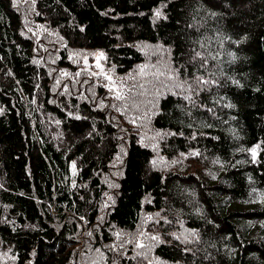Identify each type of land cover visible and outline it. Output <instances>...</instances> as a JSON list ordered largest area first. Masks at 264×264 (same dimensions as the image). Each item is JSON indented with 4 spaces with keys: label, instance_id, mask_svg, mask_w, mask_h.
Listing matches in <instances>:
<instances>
[{
    "label": "trees",
    "instance_id": "obj_1",
    "mask_svg": "<svg viewBox=\"0 0 264 264\" xmlns=\"http://www.w3.org/2000/svg\"><path fill=\"white\" fill-rule=\"evenodd\" d=\"M0 264H264V0H0Z\"/></svg>",
    "mask_w": 264,
    "mask_h": 264
},
{
    "label": "snow or ice",
    "instance_id": "obj_2",
    "mask_svg": "<svg viewBox=\"0 0 264 264\" xmlns=\"http://www.w3.org/2000/svg\"><path fill=\"white\" fill-rule=\"evenodd\" d=\"M157 15H159V13H157ZM100 57H103V53L100 54ZM97 66L99 67V65H97ZM140 71L142 73L143 72V68H141ZM77 75H79V73H77ZM105 78L111 80V77L106 76ZM115 98L117 100H121V99H123V96H122V94L119 91H117ZM112 107H116V105H112ZM252 151H253V155L255 156V150L253 149ZM75 167H76L75 162H73L72 168L75 169ZM88 235H91V233H88ZM117 235L119 236V234H117ZM152 239H157V237L153 236ZM177 239H178V237H177ZM138 246L139 247H143L142 244H139ZM97 251H99V249H97Z\"/></svg>",
    "mask_w": 264,
    "mask_h": 264
},
{
    "label": "rangeland",
    "instance_id": "obj_3",
    "mask_svg": "<svg viewBox=\"0 0 264 264\" xmlns=\"http://www.w3.org/2000/svg\"><path fill=\"white\" fill-rule=\"evenodd\" d=\"M101 71H102L103 73H105L102 69H101ZM105 77H106V76H105ZM107 80H109V79H107ZM71 169H72V172L75 173V169H73V168H71ZM137 241L140 242V238H139V237L137 238Z\"/></svg>",
    "mask_w": 264,
    "mask_h": 264
}]
</instances>
